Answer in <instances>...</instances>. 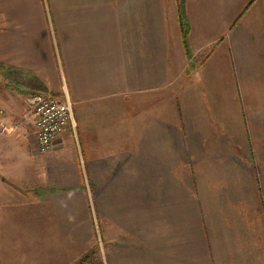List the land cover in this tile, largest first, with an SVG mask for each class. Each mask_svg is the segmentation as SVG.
Returning <instances> with one entry per match:
<instances>
[{"label": "crops", "instance_id": "crops-1", "mask_svg": "<svg viewBox=\"0 0 264 264\" xmlns=\"http://www.w3.org/2000/svg\"><path fill=\"white\" fill-rule=\"evenodd\" d=\"M184 3L189 63L177 0H0V65L24 72H0V242L64 243L40 256L71 264L102 179L104 264H264V172L243 161L238 101L264 98V0ZM37 85L73 108L48 152Z\"/></svg>", "mask_w": 264, "mask_h": 264}, {"label": "rangeland", "instance_id": "rangeland-1", "mask_svg": "<svg viewBox=\"0 0 264 264\" xmlns=\"http://www.w3.org/2000/svg\"><path fill=\"white\" fill-rule=\"evenodd\" d=\"M179 5V0H177V7ZM179 21V19H178ZM181 30V29H180ZM183 44V40H182ZM184 48V45H183ZM185 51V48H184ZM186 61L189 63L191 57L189 58L186 54ZM198 60H196L197 62ZM187 63V64H188ZM182 70V61L176 71L181 72ZM183 73L180 74V77L174 81L171 85L170 89L176 91L175 94L182 93L181 81H182ZM33 92H38L33 91ZM178 96V95H176ZM191 100V99H190ZM190 100H185L190 101ZM192 102L194 100H191ZM224 106L228 103V100H223ZM239 107H242L240 111V123L246 125V129H248V137H253V146H248L246 148L247 154L246 158L243 159L244 163H246L247 159H249L248 165L250 170H254L256 173L260 174L264 172V129L260 125V120L262 114L259 112L264 108V98H255V99H239ZM186 104L183 103V98L178 96L175 100V106L183 107ZM251 108H255L254 115L251 114ZM240 110V109H239ZM180 116V114H179ZM222 119L224 123L231 122L230 113H224L222 115ZM255 121V122H254ZM252 127V129H251ZM242 149V148H241ZM244 166L246 164H243ZM260 172V173H259ZM259 181H263L262 178L258 179ZM165 179L159 180H144V185L152 187L154 189L151 192H157V188H160L162 185L166 184ZM88 183L85 180V184ZM149 183H152L149 184ZM91 187V185H90ZM88 186V201H89V210L85 212L78 213L80 222L85 220L87 215V220L89 223H92L94 231L93 234H89V240L84 246L78 249V255L71 264H104L103 261V252H104V235H103V194H102V179L95 180V188H90ZM145 188V187H144ZM148 196H144L146 198ZM159 197V195H158ZM149 214V212H148ZM91 220V221H90ZM90 228V227H89ZM92 231V230H91ZM109 231V229H108ZM34 235H38L33 233ZM2 238V237H1ZM64 243H54V242H30V243H17V242H0V264H45L44 260L40 256L41 253L45 256L46 250L45 248H50V253L55 254L56 251H60L63 247ZM112 245V244H111ZM108 246V245H107ZM65 247H69L65 243ZM80 247V246H79ZM86 254L89 256V259L84 260Z\"/></svg>", "mask_w": 264, "mask_h": 264}, {"label": "built area", "instance_id": "built-area-1", "mask_svg": "<svg viewBox=\"0 0 264 264\" xmlns=\"http://www.w3.org/2000/svg\"><path fill=\"white\" fill-rule=\"evenodd\" d=\"M27 104L35 115L38 147L48 152L55 138L74 125L72 103L51 93H37L27 98Z\"/></svg>", "mask_w": 264, "mask_h": 264}, {"label": "trees", "instance_id": "trees-1", "mask_svg": "<svg viewBox=\"0 0 264 264\" xmlns=\"http://www.w3.org/2000/svg\"><path fill=\"white\" fill-rule=\"evenodd\" d=\"M178 19H179V26L181 29V35H182V40H183V45L186 51L187 56L190 58L192 56V50H191V46H190V42H189V35H190V23H189V19L187 16V12H186V8H185V3L184 0H179V5H178ZM0 72L2 74H4L6 77L8 78H13V77H17V76H22V74L24 73L21 70L15 69L13 67H9V66H5V65H0ZM12 81V82H11ZM10 83L16 87L17 91H21L23 93H26L22 90L21 85H18L16 83H14V80L11 79ZM10 84H8L9 86ZM37 89L38 92H34V93H48V91L44 88L41 87L39 85H37ZM26 95H31L30 93L26 94ZM34 95V94H32ZM89 259V256L86 254L84 260Z\"/></svg>", "mask_w": 264, "mask_h": 264}]
</instances>
